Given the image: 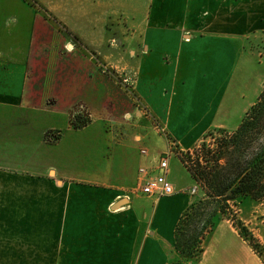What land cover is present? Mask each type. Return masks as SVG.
<instances>
[{"label":"crops","instance_id":"0c3cea01","mask_svg":"<svg viewBox=\"0 0 264 264\" xmlns=\"http://www.w3.org/2000/svg\"><path fill=\"white\" fill-rule=\"evenodd\" d=\"M43 2L78 45L26 0H0V264L176 262L195 196L131 189L168 138L185 153L232 129L216 120L212 77L190 112L179 78L200 59L219 73L264 33V0ZM198 115L213 119L187 133L173 125ZM205 244L198 264H264L227 220Z\"/></svg>","mask_w":264,"mask_h":264},{"label":"rangeland","instance_id":"374dc122","mask_svg":"<svg viewBox=\"0 0 264 264\" xmlns=\"http://www.w3.org/2000/svg\"><path fill=\"white\" fill-rule=\"evenodd\" d=\"M35 1H37V4L35 5H39L42 7L41 10L40 8L38 9L42 13V15L51 20V22L56 26H59L60 29L78 45L76 41L77 39H74V34L69 31V28L64 22L59 20V18L50 11L48 6H46V3H44L43 0ZM45 1L47 3L50 2V0ZM64 19H66L65 16ZM237 54H239V56ZM204 61L205 59L199 60V62L197 63L199 65L196 66L194 73L186 76L180 75V86L184 90V94L188 98L187 111L190 112L191 108H193L195 98L197 96H200V93L204 95V92L207 91L205 87L206 81L204 79L206 77H212L210 80V82L212 83L211 96L214 101H216L217 105L218 103L222 102V105L220 106V113L216 120L217 122L224 123L232 129L217 128L209 132L212 133V135H209V133H207L208 135L206 134L204 139L199 142L198 145L192 149V151L185 152L187 154L190 153L191 158L194 161H197V158L200 157L203 145H209L210 147H212V149H215L216 142H218L222 137H225L228 134H232L237 130L247 111L252 107V105L256 103L258 97L263 91L264 33L252 36L250 42L246 41V49H244L242 53H235L234 58H229V64L225 66V68L220 65L218 69L222 71H220L219 73H216L215 71H213L211 74L207 73L205 71L206 69ZM124 79H127V77H125ZM124 79L118 78L119 82H122V84H124ZM11 87L13 89L14 85L11 84ZM216 108L217 106H215V109ZM204 113H206V110L202 112L201 115H204ZM211 119H213L212 115L205 119L204 122H200V116L198 115L196 120L191 119L184 125L180 122H174L173 125L175 127H178L182 132L187 133L190 129H196L197 131L198 129L196 127L199 126L198 124L205 125ZM86 122L87 120L78 118L76 119V121H74V124L76 127H83ZM154 124H156L159 130V122L154 121ZM223 130H225L227 133L223 132ZM60 137L61 134L55 131L48 134L47 140L50 142H57ZM168 139L172 143L174 152L178 154V156L175 154L170 161L168 176L169 181L173 184L175 189L179 191V193H182V191L191 190L197 185L198 192L194 197V204L202 202L206 199V193L203 187L193 180L187 168L182 163L179 157V146L175 141L171 140V138ZM160 157L161 155L159 153L158 160L160 159ZM131 192L136 193L137 187L131 189ZM185 195L189 196L188 193H186ZM135 203L137 206H141L142 201L137 200ZM219 216L220 217L216 220L215 225L217 221H229L230 224L239 233V235L244 239V241H246L250 245L254 253L264 262V200L255 201L251 198H240L236 201L230 202V210L226 215ZM237 224H240L239 227L241 229L237 226ZM200 225L201 224H197L198 227H200ZM241 233L245 237L242 236ZM205 246L206 244L204 243L203 248H205ZM202 257L203 254L200 259L191 260L190 258L188 259L187 257H182L179 254L178 260H176V262L174 263L198 264L202 260Z\"/></svg>","mask_w":264,"mask_h":264},{"label":"trees","instance_id":"16d2710c","mask_svg":"<svg viewBox=\"0 0 264 264\" xmlns=\"http://www.w3.org/2000/svg\"><path fill=\"white\" fill-rule=\"evenodd\" d=\"M26 1L41 10L35 5L37 1ZM179 157L206 193L205 200L188 209L176 230L177 252L197 260L219 215L230 210V202L240 198L264 200V89L237 130L216 142L215 149L203 145L197 161L190 153L179 152Z\"/></svg>","mask_w":264,"mask_h":264},{"label":"built area","instance_id":"2783aa9c","mask_svg":"<svg viewBox=\"0 0 264 264\" xmlns=\"http://www.w3.org/2000/svg\"><path fill=\"white\" fill-rule=\"evenodd\" d=\"M167 149L161 156L160 162L156 169L142 168L139 175V187L137 188V194H143L146 196L163 198L169 197L176 194V189L172 183L168 180V172L171 158L177 154L174 152L172 143L168 140ZM142 153L146 155L148 153L147 149H142ZM155 171H161V173L154 175ZM188 192L190 195L195 196L198 192L197 186L195 188L182 191Z\"/></svg>","mask_w":264,"mask_h":264}]
</instances>
